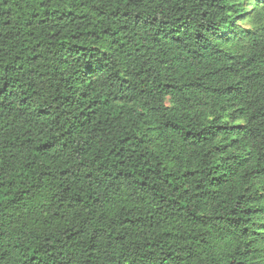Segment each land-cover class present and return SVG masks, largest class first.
<instances>
[{
  "label": "trees",
  "instance_id": "1",
  "mask_svg": "<svg viewBox=\"0 0 264 264\" xmlns=\"http://www.w3.org/2000/svg\"><path fill=\"white\" fill-rule=\"evenodd\" d=\"M0 264H264V0H0Z\"/></svg>",
  "mask_w": 264,
  "mask_h": 264
}]
</instances>
